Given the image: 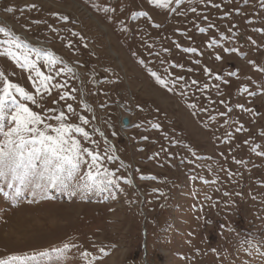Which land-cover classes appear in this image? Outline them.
<instances>
[{
	"label": "rangeland",
	"instance_id": "374dc122",
	"mask_svg": "<svg viewBox=\"0 0 264 264\" xmlns=\"http://www.w3.org/2000/svg\"><path fill=\"white\" fill-rule=\"evenodd\" d=\"M0 27L19 57L0 55V94L33 95L9 89L47 134L88 133L65 137L73 185L90 165L116 181L15 196L0 179V260L68 245L52 264H264V0H0Z\"/></svg>",
	"mask_w": 264,
	"mask_h": 264
},
{
	"label": "snow or ice",
	"instance_id": "6c2138e0",
	"mask_svg": "<svg viewBox=\"0 0 264 264\" xmlns=\"http://www.w3.org/2000/svg\"><path fill=\"white\" fill-rule=\"evenodd\" d=\"M151 2L167 9L171 0H151ZM176 2L178 3L179 0H176ZM32 7L35 6L33 5ZM140 15H147V13H140ZM63 19L67 20L68 17L65 16ZM0 33H5L8 36L13 35L11 31L6 30L4 27H0ZM3 43L14 45L16 49L25 47L24 42L15 38L5 40ZM189 51H194V49H189ZM0 55L19 58L11 50L7 53H0ZM37 55H39L38 52ZM29 59L30 55H25V64H27ZM55 62V57L48 58V63ZM29 66L35 67L34 64ZM151 74L156 78L158 83H164L155 72ZM36 75L42 77L40 83L47 92L48 81L51 77L44 75L38 69ZM3 76L4 73L0 71V78ZM11 88H16L17 91L21 92L33 104L36 103V100L33 95L25 92L18 85L8 84L3 94H0V120H3L7 115L12 124L11 127H8L7 131H4L3 126H0V133L5 136L8 145L7 148L0 147V179L10 178L8 187H13L12 182L16 183L15 196H19L25 187L33 188L32 194L35 196L38 194L35 189H40L41 192H44L48 187L67 190L77 185L84 191L103 193L116 183L113 179V174L107 169H103V165L96 167L95 171H93L94 165H90L88 171L79 176L77 185H73L71 182L77 178L80 172V153L77 151L79 141L66 139L65 137L72 128H75L77 132H81L85 138H87L88 133L79 126L63 124L53 130L56 135L41 131L38 125H44L49 129L52 128V125H45L40 113L32 111L25 104L18 103L9 91ZM8 100H11L15 105V111L10 114L4 112ZM68 108L71 110V105H68ZM64 117L65 114L61 112L57 119L63 120ZM84 122L87 123V120ZM154 127H159V125H154ZM26 135L27 138H25ZM69 144H71L70 147H65ZM84 151L87 152L88 150L85 149ZM92 160L95 162L97 156L92 155ZM71 194L75 195L76 192L73 191ZM68 248V245H64L62 248H52L31 255L26 254L23 257L14 255L10 256L8 260H0V264H9V262H13L14 264L16 261H20L21 264H52L53 261L64 259ZM100 251L104 252V249L101 248Z\"/></svg>",
	"mask_w": 264,
	"mask_h": 264
},
{
	"label": "water",
	"instance_id": "95a60500",
	"mask_svg": "<svg viewBox=\"0 0 264 264\" xmlns=\"http://www.w3.org/2000/svg\"><path fill=\"white\" fill-rule=\"evenodd\" d=\"M121 122H122V126H127V125H128V123H129V121H128V118H127V117H123Z\"/></svg>",
	"mask_w": 264,
	"mask_h": 264
}]
</instances>
